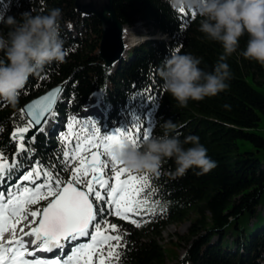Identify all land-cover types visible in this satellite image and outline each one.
Returning a JSON list of instances; mask_svg holds the SVG:
<instances>
[{"label": "trees", "instance_id": "16d2710c", "mask_svg": "<svg viewBox=\"0 0 264 264\" xmlns=\"http://www.w3.org/2000/svg\"><path fill=\"white\" fill-rule=\"evenodd\" d=\"M113 5L126 27L141 22L171 39L131 48L112 70L97 53L99 21L93 15L82 16L74 0H0V16L19 18L22 12L46 14L59 8L67 51L64 63H52L38 77L29 78L16 108L0 102V152L11 160L19 142L12 134L26 121L22 106L51 87L64 84L57 111L66 117L78 112L94 91L105 90L106 101L112 105L106 122L109 130L105 132L131 129L135 123L147 128L149 120L151 137L163 134L161 124L171 120L181 140L199 137L216 162L206 174L196 175L199 170L190 169L178 178L168 175L175 168L172 161L162 166L159 176L130 170V175L147 174L145 193L155 189L149 203L159 201L162 207H156L155 214L142 212L147 215L136 218L141 226L124 224V230L115 233L122 235L120 264H164L161 232L166 225L185 220L189 222L186 234L178 239L187 247L175 264H264V66L240 55L247 35L240 38L237 52L227 58L232 73L229 88L202 101L190 100L181 108L162 89L157 73L160 62L179 48L181 54L191 53L201 59V68L212 71L222 46L198 31L197 11L182 28L181 15L167 0H113ZM0 29L8 31L3 25ZM153 88L150 93L146 91ZM148 94L153 99L145 97ZM81 121L91 127L94 120ZM24 145L29 152L34 151L32 155L44 167L55 170L61 165L63 142L36 136L32 144Z\"/></svg>", "mask_w": 264, "mask_h": 264}, {"label": "clouds", "instance_id": "9594fccd", "mask_svg": "<svg viewBox=\"0 0 264 264\" xmlns=\"http://www.w3.org/2000/svg\"><path fill=\"white\" fill-rule=\"evenodd\" d=\"M175 12L196 10L198 31L223 49L212 71L201 68V59L180 50L166 56L158 66L163 91L181 108L189 101H202L229 88L232 73L227 58L237 52L240 38L247 35L241 51L247 60L264 66V0H167ZM59 8L46 14L22 12L16 16H0V102L11 108L19 103L21 90L29 78L38 77L52 63H64L67 51L61 35ZM163 134L152 135L140 144L121 137L110 145L109 152L115 160L133 172L159 176L168 161L175 165L168 172L172 178L183 177L188 170L198 169L196 175L208 173L216 162L208 156L207 149L197 136L181 140L175 134L176 124L171 120L161 124ZM190 144V147H185Z\"/></svg>", "mask_w": 264, "mask_h": 264}, {"label": "snow or ice", "instance_id": "6c2138e0", "mask_svg": "<svg viewBox=\"0 0 264 264\" xmlns=\"http://www.w3.org/2000/svg\"><path fill=\"white\" fill-rule=\"evenodd\" d=\"M153 90L154 88L146 91L150 93ZM61 91L62 89L58 87L36 101L27 113L31 119L23 121V126L17 125L12 139L20 142L21 150L25 147L24 134L31 127L41 125L42 118L52 115L53 105ZM145 97L149 100L153 99L151 94ZM90 123L91 127L81 120L72 118L68 125L70 131L63 137V140H74L70 150L63 153L65 168L72 161H78L79 164L71 172L72 178L67 186H64V181L58 175L54 176L46 171L42 173L37 165L22 175V180L31 182L33 188L13 185L6 191H0V264H93V257L95 264H101V258L103 264H120L119 248L122 246V235L105 234L109 226L106 217L115 215L127 219L129 213L140 215L150 210L151 214H155L156 207H162L159 201L154 204L149 203L155 189L145 193V189L149 187L147 174L127 175L124 179H120L130 170L118 168L117 166L122 163L115 160L109 152L110 145L121 137H127L138 145L150 137V129L135 123L131 129H116L114 133L102 135L96 123L94 121ZM0 131H3L2 125ZM101 156L105 159H100ZM12 167L15 165L5 163L4 154L0 152V181H3L5 173L10 172ZM109 168L112 170V176L105 171ZM41 173L44 182L37 185L35 181L41 178ZM88 173L92 174L91 185L88 180L83 179ZM113 177L114 186L109 183V179ZM80 183L87 187V193L72 187L73 184ZM95 185L103 188V195L96 190ZM13 188H16V191H13ZM88 194L94 197V201H90ZM49 196L53 199L48 201L46 207L39 212L30 211L29 206L37 203L38 198L47 199ZM29 214L32 217L37 215L42 217L39 225L33 231L26 233L35 237L32 243L36 244V250L48 253L59 250L61 256L29 260L26 256L35 253L28 252L22 237H17L11 232V239H4V233L10 231L9 220L18 216L26 218ZM133 223L137 227L141 226L136 221ZM110 227L116 232L115 225ZM81 238H88L90 242L73 243L80 241ZM111 241L116 243L112 244ZM68 245H71V249L66 252Z\"/></svg>", "mask_w": 264, "mask_h": 264}, {"label": "rangeland", "instance_id": "374dc122", "mask_svg": "<svg viewBox=\"0 0 264 264\" xmlns=\"http://www.w3.org/2000/svg\"><path fill=\"white\" fill-rule=\"evenodd\" d=\"M128 28L134 29V34H127L126 36H124V39H123V46L125 48L124 51H127L131 47L138 46L140 43H142L141 41H143L145 38L146 40L149 39L150 41L154 40L152 38H153V35L156 34L155 31L152 30L148 25H145L144 23L137 22L132 27H128ZM114 68H116V66L113 67L112 70H114ZM93 96L95 97V100L97 101V103L103 106V98L105 96V92L98 91L94 93ZM60 124L61 123L59 121H54V115H51L47 123L41 128L39 133L47 135V131L52 129L55 125V130L57 134L58 131L56 127L60 126ZM32 141L33 140H31L30 143ZM17 151L18 153H21V154L25 153L26 158L28 157L27 149L21 150L20 147H18ZM9 165H15V167H12L10 170V172H14L20 166V163L14 160L12 164H9ZM72 171H74V168L72 165L70 166L69 164L67 168L61 169L57 172H53V175L54 176L58 175L60 179L65 182L66 180H71ZM7 173L8 172H6L5 175ZM108 174H112L111 169L108 171ZM83 179L88 180L89 185L92 184V174L91 173L86 174L83 177ZM78 186L86 187L83 183L78 184ZM52 198L53 197L51 196L47 197V199H44L42 197L39 198L38 202L35 203L34 205L35 206L34 210L39 212V210H41V208ZM38 218H39V215H37L36 217H32L29 214L26 218L24 217V221H26V224L27 222L30 223V226L33 227L35 226ZM188 225H189L188 220H185L178 224L166 225L164 229L162 230L159 241L164 246V252H165L164 264H175L178 261V259L184 254L187 244L183 242L182 240L180 241L178 238L186 234ZM230 241L231 239L229 240V242Z\"/></svg>", "mask_w": 264, "mask_h": 264}, {"label": "water", "instance_id": "95a60500", "mask_svg": "<svg viewBox=\"0 0 264 264\" xmlns=\"http://www.w3.org/2000/svg\"><path fill=\"white\" fill-rule=\"evenodd\" d=\"M74 6L76 10L81 14L85 16L93 15L99 21L101 26V34L97 53L104 62L105 66L110 67L114 62H118L121 59V56L126 53V51H124L125 48L123 46L122 34L124 28L127 27L123 25L117 18L113 0H74ZM58 87L63 89V85L57 84L48 89L42 95L26 102L22 106V112L25 118L27 120L31 119V117L27 114L30 111L31 105H33L36 101L40 100V98L48 95ZM60 94L61 92L57 95L56 101ZM55 103L53 105V108L55 106ZM48 116H46V118ZM46 118H42L41 125L33 126L26 134H24V140H28L33 135V133L42 126ZM67 185L68 183L65 186ZM72 187L76 188L74 185H72ZM76 190L82 191L77 188ZM41 218L42 217H40V219Z\"/></svg>", "mask_w": 264, "mask_h": 264}, {"label": "bare ground", "instance_id": "6f19581e", "mask_svg": "<svg viewBox=\"0 0 264 264\" xmlns=\"http://www.w3.org/2000/svg\"><path fill=\"white\" fill-rule=\"evenodd\" d=\"M127 34H134V29H131V28H124V30H123V34H122V39H124V36H126ZM159 36H160V34H158ZM162 38H163V35H162ZM127 52V51H126ZM128 53V52H127ZM127 53L126 54H123L122 56H121V59L118 61V62H114L109 68H112L113 69V67H115L116 65H118L119 63H120V61L123 59V57L124 56H126L127 55ZM47 123V122H46ZM32 227V226H31Z\"/></svg>", "mask_w": 264, "mask_h": 264}]
</instances>
